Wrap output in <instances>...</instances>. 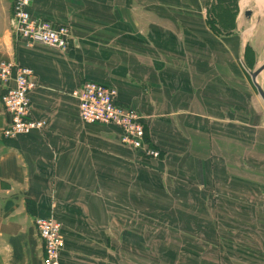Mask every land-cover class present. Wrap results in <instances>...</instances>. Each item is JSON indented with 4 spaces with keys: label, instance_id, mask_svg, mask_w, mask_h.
<instances>
[{
    "label": "crops",
    "instance_id": "obj_1",
    "mask_svg": "<svg viewBox=\"0 0 264 264\" xmlns=\"http://www.w3.org/2000/svg\"><path fill=\"white\" fill-rule=\"evenodd\" d=\"M246 1L34 0V13L69 24L62 51L14 37L13 0H0V61L34 70L33 115L45 122L6 137L0 85V264H43L36 219L51 215L62 264H130L153 222L170 227L158 238L204 240L182 248L192 264H223L226 249L259 262L226 230L253 221L237 208L259 206L252 190L264 189V101L252 79L264 38L244 27ZM86 80L118 88L160 158L125 146L116 124L81 119L73 92ZM257 80L264 89V70ZM164 254L176 261L179 250Z\"/></svg>",
    "mask_w": 264,
    "mask_h": 264
},
{
    "label": "built area",
    "instance_id": "obj_2",
    "mask_svg": "<svg viewBox=\"0 0 264 264\" xmlns=\"http://www.w3.org/2000/svg\"><path fill=\"white\" fill-rule=\"evenodd\" d=\"M34 0H13L10 17L12 35L29 46L45 44L62 51L73 44L69 24L59 23L31 10ZM0 85L5 112L10 121L3 129L8 138H17L34 130H42L45 122L33 115L31 92L38 86L31 67L14 60L0 61ZM79 103L80 117L87 123L116 124L122 130L121 142L149 157L160 158L161 151L146 138V125L134 109L119 102L116 86L86 80L73 92ZM36 227L44 244L43 264H62L65 247L62 223L53 215L36 219Z\"/></svg>",
    "mask_w": 264,
    "mask_h": 264
},
{
    "label": "rangeland",
    "instance_id": "obj_3",
    "mask_svg": "<svg viewBox=\"0 0 264 264\" xmlns=\"http://www.w3.org/2000/svg\"><path fill=\"white\" fill-rule=\"evenodd\" d=\"M242 15L245 23L244 27L247 26L251 28H259L256 34L258 37L264 38V0H247L243 4ZM256 189L258 191L252 190L251 199L253 200L254 204L256 202H259V206H241L240 208H237L240 213L245 211H247L246 213H252L253 221L243 222L241 220L247 218L238 216V220H240L239 222L226 225V230L229 231L232 236V239H228L227 241L235 243L237 247H242L244 249L248 248L249 250L251 249L252 254L255 253L259 258V262L256 260L254 261L264 264V222H259L261 217L264 216V205L260 206V204L264 203V189L258 186L256 187ZM148 230L150 231L147 232L149 237L146 239V249L135 246L133 247L132 245L130 246V264H192L193 258H191V255L187 253L185 254V250L182 248H185L186 246L191 247L192 245L196 247L198 244L203 245L204 242L203 239L191 240L184 238L175 239L170 237L158 238V235L161 234L162 231L165 234H169L168 230H170V227L166 223H149ZM171 248L179 250L176 261L171 260L168 257L169 255L164 254ZM211 251L213 254H216V250L211 249ZM226 251L229 250L226 249ZM226 251L224 252V257H222V261L224 259L223 264H250L247 261L243 260L245 259L244 256H242L243 259H241L239 254L237 256H228V252L226 253ZM197 255L199 254L196 253V257ZM194 260L195 262H197L196 258ZM256 262L254 264H256Z\"/></svg>",
    "mask_w": 264,
    "mask_h": 264
},
{
    "label": "water",
    "instance_id": "obj_4",
    "mask_svg": "<svg viewBox=\"0 0 264 264\" xmlns=\"http://www.w3.org/2000/svg\"><path fill=\"white\" fill-rule=\"evenodd\" d=\"M264 70V64L262 66H260L257 70H255L254 72H252V79L254 82L255 87L257 88L261 98L264 101V89L263 87L259 84L258 82V76L261 74V72Z\"/></svg>",
    "mask_w": 264,
    "mask_h": 264
},
{
    "label": "trees",
    "instance_id": "obj_5",
    "mask_svg": "<svg viewBox=\"0 0 264 264\" xmlns=\"http://www.w3.org/2000/svg\"><path fill=\"white\" fill-rule=\"evenodd\" d=\"M146 138H147V135H146Z\"/></svg>",
    "mask_w": 264,
    "mask_h": 264
}]
</instances>
